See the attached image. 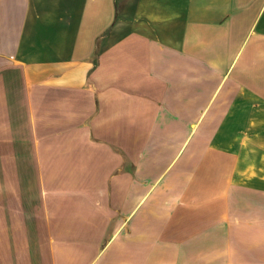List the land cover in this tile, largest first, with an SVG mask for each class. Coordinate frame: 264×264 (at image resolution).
<instances>
[{"label": "crops", "instance_id": "crops-1", "mask_svg": "<svg viewBox=\"0 0 264 264\" xmlns=\"http://www.w3.org/2000/svg\"><path fill=\"white\" fill-rule=\"evenodd\" d=\"M0 264H264V0H0Z\"/></svg>", "mask_w": 264, "mask_h": 264}]
</instances>
